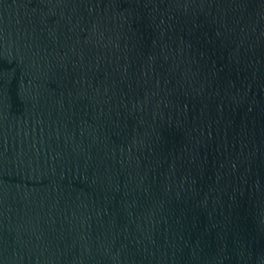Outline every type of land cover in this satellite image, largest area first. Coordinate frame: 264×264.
I'll return each mask as SVG.
<instances>
[{"label": "water", "instance_id": "95a60500", "mask_svg": "<svg viewBox=\"0 0 264 264\" xmlns=\"http://www.w3.org/2000/svg\"><path fill=\"white\" fill-rule=\"evenodd\" d=\"M0 264H264V0H0Z\"/></svg>", "mask_w": 264, "mask_h": 264}]
</instances>
